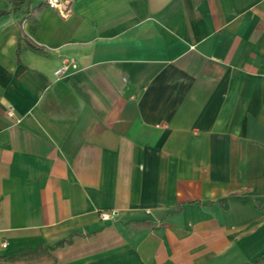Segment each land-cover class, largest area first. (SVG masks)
<instances>
[{"label": "crops", "instance_id": "1", "mask_svg": "<svg viewBox=\"0 0 264 264\" xmlns=\"http://www.w3.org/2000/svg\"><path fill=\"white\" fill-rule=\"evenodd\" d=\"M46 1L0 17V258L264 264V0Z\"/></svg>", "mask_w": 264, "mask_h": 264}, {"label": "trees", "instance_id": "2", "mask_svg": "<svg viewBox=\"0 0 264 264\" xmlns=\"http://www.w3.org/2000/svg\"><path fill=\"white\" fill-rule=\"evenodd\" d=\"M27 0H13L12 8L8 11H0V17L11 12L19 11L25 4ZM43 6H49L48 0L41 5L39 8L41 9ZM21 42L25 41L31 48L36 51H43L41 47L36 45L32 40H30L23 31ZM20 42V44H21ZM50 249L47 247H40L37 250H28L24 251L20 254L11 257H2L0 258V264H55L52 256L50 255Z\"/></svg>", "mask_w": 264, "mask_h": 264}, {"label": "built area", "instance_id": "3", "mask_svg": "<svg viewBox=\"0 0 264 264\" xmlns=\"http://www.w3.org/2000/svg\"><path fill=\"white\" fill-rule=\"evenodd\" d=\"M61 0H48V4L50 7L52 8H58L60 5H61ZM77 69V65L73 62H70V61H64L63 65L61 68H59L56 72H55V75L58 77V78H62L64 75H66L70 69ZM8 115L10 117H13L14 116V109L13 108H9L8 110ZM118 213L116 212H113L111 214H103L101 217H102V220L104 221H108V220H111L113 216L117 215Z\"/></svg>", "mask_w": 264, "mask_h": 264}]
</instances>
